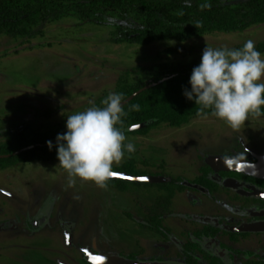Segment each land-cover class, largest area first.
Returning <instances> with one entry per match:
<instances>
[{
  "label": "rangeland",
  "instance_id": "1",
  "mask_svg": "<svg viewBox=\"0 0 264 264\" xmlns=\"http://www.w3.org/2000/svg\"><path fill=\"white\" fill-rule=\"evenodd\" d=\"M112 32L111 26L65 18L47 24L43 35L31 40L1 36L0 141L5 140L4 134L11 128L27 126L37 130L66 123L68 116L91 107L104 94L113 93L119 76L133 67L187 64L199 60L206 46L232 49L248 40L255 46L264 43V24L243 33H215L149 46L115 45L111 42ZM50 112L53 115L47 117L45 113ZM126 137L125 143H134L136 151L125 152L122 161L113 164L114 172L134 160L139 172H159L193 182L207 158L244 157L248 154L245 148L264 155V117H248L239 129L215 116L199 117L180 128L158 125L147 133ZM70 179H75V186H69ZM124 183L125 192L119 184L114 188L98 187L92 181L69 177L59 161L30 162L0 171V221L9 220L18 227L17 231H0V264H55L49 253L52 245L40 241L46 234L56 248L65 251L57 223L39 234L41 243L32 241L24 231L27 219L33 218L48 198L53 201L58 222L62 219L74 225L76 243L95 247L101 253L140 260L181 259L171 241L151 243L135 236L125 238L120 220L127 214L137 217L139 208L150 205L155 198L145 195L148 186L144 184ZM191 194L195 204L186 194H178L172 211L188 217L212 216V202L198 193ZM187 225L190 224L173 218L167 223L177 239L180 228ZM137 228L130 222L124 227L129 234ZM133 240L138 244L131 250ZM21 245L30 248L23 249ZM258 248L264 251V241L252 246L253 250Z\"/></svg>",
  "mask_w": 264,
  "mask_h": 264
},
{
  "label": "trees",
  "instance_id": "2",
  "mask_svg": "<svg viewBox=\"0 0 264 264\" xmlns=\"http://www.w3.org/2000/svg\"><path fill=\"white\" fill-rule=\"evenodd\" d=\"M189 3L190 6L185 0H0V37L31 40L42 36L47 24L75 18L82 23L111 26V42L115 45L149 46L170 40L184 42L215 33H243L253 26L264 24V0H189ZM255 47L264 54V43ZM200 61L201 57L187 64L168 62L125 70L119 76L114 91L123 94L124 101L148 84L167 80L144 91L124 106L125 115L117 127L125 135L144 134L158 125L180 128L195 118L213 116L211 109L201 111V105L184 95L185 89H191L189 79ZM108 95L104 94L93 105L103 107L102 101ZM135 105H139V110L134 108ZM45 115L51 117L53 113ZM249 117H264V108L259 114L252 113ZM148 121H154V124L142 131H130ZM66 131V123L37 130L27 126L9 129L4 134L5 140L0 141V156L11 157L0 159V171L30 162H58L56 148L50 151L47 141L51 140L55 145L57 134ZM21 150L25 151L13 156ZM210 171L205 166L204 172ZM117 172L133 176L149 175L138 172L134 160L123 164ZM239 177L264 188L263 180L243 175ZM180 181L176 179L172 183ZM114 184H119L121 191L127 190L126 183L122 181L107 182V186ZM160 186L168 187L166 184ZM179 189L183 187L179 186ZM172 197L170 193L158 200L159 211L151 215V229L159 231L158 220L168 211Z\"/></svg>",
  "mask_w": 264,
  "mask_h": 264
},
{
  "label": "flooded vegetation",
  "instance_id": "3",
  "mask_svg": "<svg viewBox=\"0 0 264 264\" xmlns=\"http://www.w3.org/2000/svg\"><path fill=\"white\" fill-rule=\"evenodd\" d=\"M245 150L248 154L244 157L222 158L242 159L256 164L257 160L251 155V151L246 148ZM207 160L198 169V176L193 182L186 181L183 178H176L181 179V181L173 184V180L176 179L170 176L159 172L149 173L147 176H161L167 182L159 185L144 184L148 186L144 193H146L145 195H153L155 198L153 202L148 206L140 207L137 217L127 214V216H123V219L119 218L124 223L121 229L128 240L130 237L133 239V236H135V238H141L151 243L171 241L175 244L181 259L140 260L132 256L125 257L101 253L96 251L95 247L83 246L81 242L76 243L74 241V225L62 219L58 222L54 215V204L50 198L46 199V202L33 218L29 217L27 219L24 231L33 238L32 241L35 243L41 241L52 245L53 249L49 253L55 259V264H92L87 260V253L134 264H264V251L259 248L252 249L256 242L260 244V242L264 241V232L233 231V229L243 225L264 222V198L256 195V191L264 192V188L240 178L239 175L243 174L214 171L208 165ZM205 166H208L211 171L204 172ZM243 176L256 179L246 175ZM165 184L168 187L160 186ZM179 186L183 187V189L180 190ZM105 188L114 187L107 186ZM151 188H155V191H150L149 189ZM170 193L173 194V197L168 211L166 210V214L159 218V231H155L150 227L151 215L159 211L158 200L162 197H167ZM191 193H198L212 202L214 207L212 216L188 217L175 214L172 211L173 201L178 194H186L191 204H195L196 201ZM156 207L157 210L154 211ZM170 218L180 219L190 224L187 225L188 227L182 226L180 228L178 232L180 239L175 238L172 235V229L167 226ZM128 222L134 223L138 227L132 232L133 234H129L127 229H124V227H127ZM52 223H57L58 228L61 230L65 251L56 248L55 242H53L50 235L46 234L40 241L37 239L39 234L45 231L46 228L52 227ZM17 230L18 227L13 222L9 220L0 221V231ZM138 241L136 243L134 241V246H132L131 250L135 249ZM20 247L23 249L30 248L27 245H21Z\"/></svg>",
  "mask_w": 264,
  "mask_h": 264
},
{
  "label": "clouds",
  "instance_id": "4",
  "mask_svg": "<svg viewBox=\"0 0 264 264\" xmlns=\"http://www.w3.org/2000/svg\"><path fill=\"white\" fill-rule=\"evenodd\" d=\"M185 3L190 6L189 0ZM189 84L191 89L184 90L188 100L201 105V111L211 109L213 116L239 129L250 114H259L264 108V54L252 40L239 49L206 46ZM123 101V94L110 93L102 101L103 107L93 105L68 116L67 131L57 134L55 145L47 141L50 151L56 148L59 166L69 177L105 188L113 177V164L121 162L125 152L136 151L134 143H125L127 137L117 127L125 115ZM134 108L139 110V105ZM75 183V179L69 180L70 187Z\"/></svg>",
  "mask_w": 264,
  "mask_h": 264
},
{
  "label": "water",
  "instance_id": "5",
  "mask_svg": "<svg viewBox=\"0 0 264 264\" xmlns=\"http://www.w3.org/2000/svg\"><path fill=\"white\" fill-rule=\"evenodd\" d=\"M166 80L167 79L162 80L158 83H151V84L146 85L144 88H142L141 90H139L138 92L134 93L132 96L127 98L125 101H123V107L129 104L132 100H134L137 96L142 94L144 91L155 88L157 85L162 84ZM153 124H154V121H148L140 125L134 126L133 128L130 129V131H133V132L142 131ZM24 151L25 150L18 151L17 153L13 154V156L19 155L23 153ZM250 153L257 160L256 164H253L251 162H248L242 159H225L222 157L209 158L207 160V163L209 166H211V168L214 171L235 172V173H240V174L253 177L256 179L264 180V155H258L253 152H250ZM9 157L11 156H0V159H6ZM230 161H232L231 164H229ZM215 162L217 163L216 166L214 165ZM115 173L117 175L113 176L110 180L124 181L127 183H134V184H149V185H159V184H164L167 182V180L161 176H133L125 172H121V173L115 172ZM235 186H236V183H235ZM256 195L264 198V192L262 191H256ZM233 231L256 232V233L264 232V222L243 225L239 228L233 229ZM97 257L99 259H97ZM87 260L90 261L92 264H134V263L127 262V261L114 260L112 258L98 256L92 253L90 254L87 253Z\"/></svg>",
  "mask_w": 264,
  "mask_h": 264
},
{
  "label": "snow or ice",
  "instance_id": "6",
  "mask_svg": "<svg viewBox=\"0 0 264 264\" xmlns=\"http://www.w3.org/2000/svg\"><path fill=\"white\" fill-rule=\"evenodd\" d=\"M115 175H117L115 172L113 173V176H115ZM97 259H99L98 257H97Z\"/></svg>",
  "mask_w": 264,
  "mask_h": 264
},
{
  "label": "bare ground",
  "instance_id": "7",
  "mask_svg": "<svg viewBox=\"0 0 264 264\" xmlns=\"http://www.w3.org/2000/svg\"><path fill=\"white\" fill-rule=\"evenodd\" d=\"M216 164H217V163L215 162L214 165L216 166ZM88 254H90V253H88ZM108 260H109V259H108Z\"/></svg>",
  "mask_w": 264,
  "mask_h": 264
},
{
  "label": "crops",
  "instance_id": "8",
  "mask_svg": "<svg viewBox=\"0 0 264 264\" xmlns=\"http://www.w3.org/2000/svg\"><path fill=\"white\" fill-rule=\"evenodd\" d=\"M152 189H154V190H150V191H155V188H152Z\"/></svg>",
  "mask_w": 264,
  "mask_h": 264
}]
</instances>
